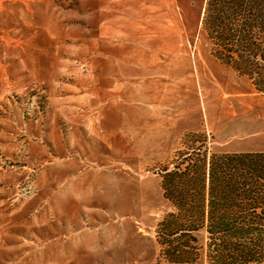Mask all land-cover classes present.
I'll return each instance as SVG.
<instances>
[{
	"label": "rangeland",
	"instance_id": "obj_1",
	"mask_svg": "<svg viewBox=\"0 0 264 264\" xmlns=\"http://www.w3.org/2000/svg\"><path fill=\"white\" fill-rule=\"evenodd\" d=\"M203 3L0 0V264H207L163 174L264 151V62Z\"/></svg>",
	"mask_w": 264,
	"mask_h": 264
},
{
	"label": "trees",
	"instance_id": "obj_2",
	"mask_svg": "<svg viewBox=\"0 0 264 264\" xmlns=\"http://www.w3.org/2000/svg\"><path fill=\"white\" fill-rule=\"evenodd\" d=\"M202 13L205 31L220 42L234 39L241 53L230 49L229 61L264 62V0H204ZM163 179L164 196L178 212L205 220L207 264L264 263V151L211 153L201 173L192 164L190 172L176 167Z\"/></svg>",
	"mask_w": 264,
	"mask_h": 264
}]
</instances>
